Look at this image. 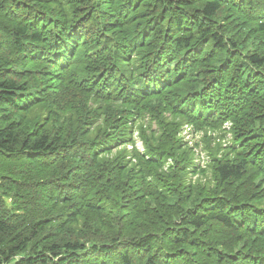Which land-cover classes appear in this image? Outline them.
Returning a JSON list of instances; mask_svg holds the SVG:
<instances>
[{
	"label": "trees",
	"instance_id": "1",
	"mask_svg": "<svg viewBox=\"0 0 264 264\" xmlns=\"http://www.w3.org/2000/svg\"><path fill=\"white\" fill-rule=\"evenodd\" d=\"M0 264H264V0H0Z\"/></svg>",
	"mask_w": 264,
	"mask_h": 264
},
{
	"label": "rangeland",
	"instance_id": "2",
	"mask_svg": "<svg viewBox=\"0 0 264 264\" xmlns=\"http://www.w3.org/2000/svg\"><path fill=\"white\" fill-rule=\"evenodd\" d=\"M144 121L149 122V116L148 114L145 115ZM226 127H229V124H224ZM152 127L154 128V123H152ZM147 128V127H146ZM183 136L185 137V140L189 142L190 145L193 144L194 141L198 143V146H194L195 150L197 152V158H196V163L201 166V167H206L208 168V163H210V156H209V150L206 147V144L202 142V136L203 132L202 131H197L194 132L192 128L184 126L183 131H182ZM135 137L137 138V143L136 145L140 148L143 149L142 142L140 141L139 137L137 136V132L135 133ZM211 146H213V140L211 141ZM207 165V166H206Z\"/></svg>",
	"mask_w": 264,
	"mask_h": 264
}]
</instances>
